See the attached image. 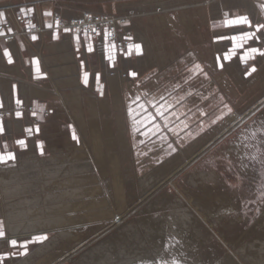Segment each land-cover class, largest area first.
Listing matches in <instances>:
<instances>
[{"label":"rangeland","instance_id":"rangeland-1","mask_svg":"<svg viewBox=\"0 0 264 264\" xmlns=\"http://www.w3.org/2000/svg\"><path fill=\"white\" fill-rule=\"evenodd\" d=\"M159 1L0 0V13H3L0 16V33H2L0 34V42L6 45L9 44L11 37L16 42H21L24 37H29L35 41L38 39L42 34V27L39 25V14L42 12L44 4H50V10H52V7L58 8V10L55 9L57 10L56 12H54L55 10L50 11V16L53 19L54 28L59 32H63L67 28L70 29L71 33L79 35L81 39H88L90 42L98 40L102 35L105 37V34H107L106 40L109 46L105 47L106 56L108 57L107 68L105 67L107 71L98 69V72H101L100 74L98 73L101 80L99 82L100 89L98 94L94 92L93 94L97 96L98 102L104 97L110 99L113 129L118 133L119 124L117 118L120 117L127 130L125 134L127 142L129 141V146L123 147L119 145L117 148L119 164H121V167L119 166L121 171H119V174H121V180H125V185L122 186L123 192L126 189L124 192L125 205L122 208V224H118L113 217H109L84 222L77 228H73L71 224L67 223L56 228L46 226L47 229L35 230L34 234L26 232V236L19 237L16 240L17 244L15 246L4 242L0 244V264H85L94 257V251L97 252V248L112 242H115L119 251L127 254L120 255L122 260L118 257L109 261L108 264H119L121 261L131 262L135 259L142 260L146 257L153 260L152 264H160L159 261L162 260L167 263L179 260L180 264H194V262L195 264H218L228 253L232 254L239 264L264 263V222L262 221L263 223L250 230L260 216L264 215V56L259 53L248 54L246 60H241V56H245L248 53V49L252 47L264 51V29L260 31L256 29L258 24H264V0H255L260 10V14L257 13L256 15L249 14L244 3L238 4V0H229V5L232 6L227 11L228 13L218 18L207 16V23L203 19L204 16H202L200 7L194 3L195 0H190L192 2L189 0H177L178 2H175L173 0V4L170 0ZM154 2L159 3L155 4ZM189 2L190 4H188ZM235 2L237 4H232ZM179 3H182L181 6ZM147 4L154 6L149 7ZM167 4L171 7H168ZM175 4H178V8ZM155 7L157 8L155 9ZM10 8L15 9L14 18L17 21L12 20L9 14ZM149 8H154L152 9L154 12ZM66 11H70L71 16L65 17ZM162 12H167L168 15ZM185 12L189 14L191 12V14L188 15ZM73 13L75 14L73 15ZM161 15H164L163 18ZM242 16L248 17L251 22L250 26L248 24H233L231 26L227 24L228 21ZM172 17L174 19L178 18L174 20ZM115 18H117L115 20L117 25L114 24L113 19ZM190 19L194 21L192 22ZM166 20L170 23H167ZM183 20L188 27L183 23ZM186 20L190 21L187 22ZM162 22H165L166 25H163ZM135 23L136 27H139L137 29H142L143 32L146 30L144 33H148V35L146 34L147 39L155 45L151 43L154 47L149 48L146 56L142 47L139 54L135 48L138 41H136L135 32L131 28L132 26L135 27ZM140 24L143 25L141 26ZM151 29L154 34L149 32V30L152 31ZM244 32H254L255 37L244 42L241 47V42L239 40L233 41L231 37L240 36ZM149 35L155 36L149 37ZM33 37H36V39H33ZM194 38L198 40L196 41ZM113 44L115 45L114 48L112 47ZM130 45L132 46L131 48L129 47ZM161 53H164V55ZM226 55L229 56L227 60L224 59ZM141 56L153 60L151 62H155V59L157 60L151 68L142 71L136 66ZM154 57L156 58L154 59ZM90 59L97 61L96 56L93 54H91ZM124 59L127 60L125 67L122 64ZM145 63L147 64V61ZM195 65H199L202 71L195 69ZM253 67L256 69L255 72H251ZM115 71H121L120 73L127 78V81L123 83V104L113 101L107 87L106 72ZM82 73H85L83 67ZM132 73H136V75L133 76L131 75ZM83 77L85 78V75ZM88 79L89 76L87 77ZM82 93L84 98L81 106L86 117H88L90 109L88 108L86 97L91 92L83 91ZM137 97H139V100H137ZM153 103L157 105L164 104L166 106L165 116L168 118V124L165 126V120L158 116L156 117L155 123L160 125V131L155 134L148 131V129L153 131L155 129L152 123H148L144 119L147 113L139 107L142 104L148 109V113L155 115V108L152 107ZM168 106L171 107L168 108ZM67 111V106L65 107L64 102L58 97L54 99L52 104L34 100L30 104L23 102L17 104L16 102L10 110L0 108V119L18 117L16 113L19 112L21 115L18 118L23 117L24 113H27L26 116H28L29 122L26 124L24 132L16 133L14 139L9 140L11 142L8 146L0 145V152H11L15 155L14 161L0 164V171H2V173L0 172V206L4 207L8 202L9 206L24 203L28 211L26 210L24 213L20 211L18 213V215L21 214L20 216L23 214L28 216L31 211L37 212L39 216L49 214V210L52 208H47L45 199H47L46 196L49 192L55 191L54 188H51L54 182L44 183L42 180H38L37 173H40L41 167L45 163L44 167H53L55 165L52 161L54 156V160L63 156L64 158L62 159L67 161L75 160V162L77 161V164L75 163L76 166H82L84 163L80 155L76 154L78 152L77 149L91 142L89 138H82L78 134L76 125ZM172 113L176 115L173 116ZM100 116L103 123L104 117L103 115ZM146 123L147 128L145 127ZM73 132H75L77 137L75 140L73 139ZM146 132L147 135L144 134ZM18 140H24L25 145L23 147L20 146L17 143ZM33 145L36 147L32 148ZM34 150L36 153L39 152V156L43 158L32 157L30 154ZM171 163L175 166L178 165L177 168L173 173H164V167H170ZM18 172L21 174H17ZM106 172L107 176L103 177L105 180L101 178L102 172H99L98 169H91L86 172L85 177L81 173L78 178L86 180V185L89 184L88 187H90L91 177L97 176V182L94 181V183H100L101 186H104L106 191L102 194L104 195L103 197H108L114 201L112 199L113 188H111V183L115 178V172L113 173V170L111 172L110 168ZM14 173L15 175L12 178L11 174ZM112 173L114 175H111ZM202 174L203 177H201ZM6 175H9L10 179ZM3 176L8 179H3ZM30 177H33L31 178L33 181L30 180ZM160 177L163 179L162 181L159 179ZM157 179L160 180V183H157L159 182ZM8 180L13 181V187L23 186L22 191L25 193L22 192L19 195L8 194L6 196L4 194L5 188L9 184L5 183V181ZM122 181L121 184L123 183ZM142 182L143 184H141ZM65 188L66 190L68 189L66 186L61 187L62 190L60 192L64 193L66 191ZM33 189L35 193H31ZM224 190L231 196V199H234L232 200L234 205L232 203L217 202L216 198L213 197L214 195L212 194H218ZM24 194L28 198H25ZM41 195L45 197L41 199ZM63 196H65L66 202L71 198V194H64ZM18 198L20 199L18 200ZM36 200L40 201L33 204ZM206 201L210 202L207 205H210V209L207 206V208L205 207L204 203ZM41 202L43 203L40 204ZM31 203L33 206L29 207ZM166 203L168 205L165 208ZM51 205L49 204L48 206L54 207ZM34 206L35 208H33ZM161 206H164V208ZM187 206H191L194 209L196 212L194 214L198 218L193 225H189L191 229L185 227L186 218L183 219L180 215ZM201 206L205 208L202 209ZM5 207L4 210H7L8 207H6L7 209ZM124 208L125 211L123 210ZM18 215L16 216L21 222L22 219ZM174 216L177 217L179 222L174 221ZM166 218L172 220L168 221ZM151 220H155L156 223L162 225L165 232L166 230L172 231L171 229L177 228L175 225L177 223L181 224V222L185 228L181 227L180 229L179 227L175 232H171L172 235L166 232L163 242L152 244L150 240L155 237L152 236L155 232L153 228L155 222ZM0 225H2L5 235L6 223L2 216H0ZM186 229L188 232H192L193 241L186 238L185 233H183L185 235L183 236L182 232L186 231ZM68 230L72 232V235H66L70 233ZM247 231L248 233L245 235ZM149 234L152 235L150 236ZM36 237L47 238L37 240L35 239ZM250 237L252 238L250 239ZM135 238L138 239L136 240ZM232 239L239 240V242L233 243L231 242ZM58 240H60V243ZM65 240L67 241L66 243H64ZM0 241H4V239L0 237ZM187 241L191 244L187 245ZM25 242H27L26 247H22L21 245H24ZM175 243L176 246L174 247ZM65 244L69 247H66ZM166 245L171 246L168 247L169 251ZM194 247H197V249ZM164 252L166 254L163 256ZM182 252L184 253L182 254ZM186 255L188 259L185 257ZM85 259L88 260L85 261Z\"/></svg>","mask_w":264,"mask_h":264},{"label":"bare ground","instance_id":"bare-ground-1","mask_svg":"<svg viewBox=\"0 0 264 264\" xmlns=\"http://www.w3.org/2000/svg\"><path fill=\"white\" fill-rule=\"evenodd\" d=\"M157 1V0H156ZM159 1V0H158ZM161 1V0H160ZM159 1V2H160ZM163 1V0H162ZM161 1V2H162ZM165 1V0H164ZM171 2L173 1V0H170ZM170 1H169V3H170ZM177 0H175V2H176ZM181 1V0H180ZM184 1V0H183ZM186 1V0H185ZM190 1V0H189ZM199 1V2H198ZM203 1V2H202ZM202 1H200V0H195V4H197V6H199L200 7V11L202 12V16H204V18L203 19H205V21H206V17L207 16H211L212 18H218V17H222V15L223 14H227L228 12V10H229V8H230V6H232V5H229L230 4V1L229 0H224V1H221V0H210V1H207V0H202ZM236 1V0H235ZM239 2H238V4H242V3H244L245 4V7H246V10H247V12L249 13V14H251V15H256L257 13L258 14H260V11H259V6L257 5V2L255 1V0H238ZM148 2V1H147ZM153 2V1H152ZM159 2H156V3H159ZM174 2V1H173ZM173 2H172V4H173ZM178 2V1H177ZM190 2H192V1H190ZM190 2L188 3V4H190ZM196 2H198V3H196ZM136 3V2H135ZM141 3H143V2H141ZM145 3V2H144ZM155 3V2H154ZM155 3V4H156ZM166 3H168V2H166ZM207 3H210V4H207ZM152 4V3H151ZM163 4V3H162ZM181 4L182 3H179V5L181 6ZM185 4V3H184ZM193 4V3H192ZM194 4V5H195ZM232 4H237V2H235V3H232ZM136 5V4H135ZM140 5V4H139ZM145 5V4H144ZM148 5V4H147ZM137 6V5H136ZM146 6V5H145ZM149 6V5H148ZM154 6V5H153ZM153 6H149V7H153ZM167 6H168V4H167ZM175 6H177V8H178V4H175ZM189 6V5H188ZM242 6V5H241ZM144 7V6H143ZM159 7V6H158ZM161 7V6H160ZM164 7V6H163ZM165 7H166V5H165ZM168 7H171V6H168ZM198 7V8H199ZM234 7V6H233ZM134 8V7H133ZM136 8V7H135ZM145 8V7H144ZM146 8H148L147 6H146ZM157 7H155V9H156ZM173 8V7H172ZM140 9V8H139ZM150 9V8H149ZM152 9H154V8H152ZM152 9H150V10H152ZM170 9V8H169ZM181 11H183L182 9H180ZM185 10V9H184ZM192 10V9H191ZM195 10V9H194ZM40 11H41V9H40ZM144 11H145V9H144ZM153 11V10H152ZM161 11V10H160ZM165 11H166V9H165ZM179 11V10H178ZM186 11H187V9H186ZM146 12V11H145ZM154 12V11H153ZM176 12H177V10H176ZM199 12V11H198ZM200 12V13H201ZM66 14H65V17H69V16H71L70 15V11H66L65 12ZM148 13V12H147ZM163 13V12H162ZM180 13V12H179ZM184 13V12H183ZM182 13V14H183ZM186 14H188V15H190L191 14V12H190V14L188 13V12H185ZM200 13H198V14H200ZM9 14H10V16H11V18H12V20L14 19L15 21H17L15 18H14V15H15V9H13V8H10L9 9ZM38 14V13H37ZM75 13H73V15H74ZM144 14V13H143ZM146 14V13H145ZM159 14H161V13H159ZM163 14H166V15H168L167 14V12L166 13H163ZM178 14V13H177ZM185 14V15H186ZM194 14H195V12H194ZM40 15V14H39ZM133 15V14H132ZM184 15V16H185ZM187 15V16H188ZM201 15V14H200ZM162 16V18H163V16L164 15H161ZM38 17V16H37ZM41 17V16H40ZM155 17H156V15H155ZM171 17V16H170ZM179 17V16H178ZM178 17H176V18H178ZM182 17V16H181ZM197 17V16H196ZM195 17V18H196ZM165 18V17H164ZM173 18V17H172ZM175 18V19H176ZM185 18H187V17H185ZM191 18V17H190ZM195 18H193V19H195ZM198 18V17H197ZM41 19V21L39 22V25L42 27L41 29H42V33L44 32V31H47V28L46 27H44L45 25H44V19H43V16L40 18ZM39 19V20H40ZM117 18H115V19H113L114 20V24L115 25H117V23H115V20H116ZM126 19V18H125ZM124 19V20H125ZM156 19V18H155ZM170 19V18H169ZM174 19V18H173ZM174 19V20H175ZM192 19V18H191ZM190 19V20H191ZM203 19H202V21H203ZM38 20V19H37ZM161 20V19H160ZM170 20H172V19H170ZM180 20V19H179ZM185 20V19H184ZM184 20H183V23H185L184 22ZM189 20V21H190ZM122 21V20H121ZM187 21V20H186ZM189 21H187V22H189ZM192 21V20H191ZM194 21V20H193ZM192 21V22H193ZM199 21H200V17H199ZM204 21V22H205ZM134 22V21H133ZM135 22H137V20H135ZM151 22V21H150ZM166 22L168 23L169 21H167L166 20ZM172 22H174V21H172ZM171 22V23H172ZM177 22H178V20H177ZM181 22V21H180ZM16 23H18V22H16ZM138 23V22H137ZM141 23V22H140ZM163 23V22H162ZM162 23H161V25H162ZM165 23V22H164ZM163 23V25H166V23L164 24ZM170 23V22H169ZM197 23V22H196ZM206 23H207V21H206ZM187 23H185V25H186ZM189 24H191V23H189ZM141 25V24H140ZM143 25V24H142ZM141 25V26H142ZM145 25V24H144ZM158 25H160V24H158ZM169 25V24H168ZM170 25H172V24H170ZM175 25H176V22H175ZM174 25V26H175ZM177 25H178V23H177ZM180 25V24H179ZM192 25V24H191ZM135 27H136V23H135V25H134ZM174 26H171V27H174ZM187 26V25H186ZM185 26V27H186ZM190 26V25H189ZM193 26V25H192ZM197 26V25H196ZM196 26H194V27H196ZM131 27V26H130ZM131 27V28H133V30H134V32H135V36L138 38V40H140L141 41V43L143 44V48L145 47L146 48V52L147 51H149V48L150 47H152L154 44L152 43V41L151 42H149V40L147 39V35H148V33H144L146 30H144V32H143V30L142 29H137V28H139V27ZM147 27V26H146ZM165 27V26H164ZM170 27V26H169ZM177 27V26H176ZM182 27V26H181ZM180 27V28H181ZM183 27H184V25H183ZM188 27V26H187ZM142 28V27H141ZM159 28V27H158ZM146 29V28H145ZM150 29V28H149ZM166 29V28H165ZM179 29V28H178ZM189 29V28H188ZM152 30V29H151ZM167 30V29H166ZM191 30V29H190ZM194 31V30H193ZM149 32L151 33H153L154 34V32H153V30L152 31H150L149 30ZM160 32V31H159ZM159 32H157L158 34H159ZM191 32H192V30H191ZM193 33V32H192ZM195 33V32H194ZM199 33V32H198ZM215 33H217V32H215ZM157 34V35H158ZM175 34V33H174ZM152 35V34H151ZM151 35H149V37L151 36ZM160 35V34H159ZM163 35V34H162ZM155 36V35H154ZM154 36H151V37H154ZM161 36V35H160ZM163 38V37H162ZM156 39H157V36H156ZM9 40V39H8ZM70 40V39H69ZM69 40H64V38H63V41H60V42H54L53 44L52 43H50V44H52L51 46H49L47 49L49 50H51V51H53V52H56V58H54L55 60L54 61H52L51 59H53V58H47L46 56V58H44L43 56H41L40 54V59H42L43 60V62H44V65L45 66H47L46 64H48V65H51L50 67L52 68V70H54V75L52 76V79H51V81H52V85H51V87L53 88V89H56V94L57 95H59V97L61 98V100L64 102V104H65V107L67 106V108H68V111H67V113H68V115L72 118V120H73V122L75 123V125H76V128H77V130H78V134L82 137V138H89L90 139V143L89 144H84V145H82V146H80L78 149H77V155H80V158H82L81 160L83 161V165L81 166L80 164V166H76V162H75V160L73 161V160H70V161H67V160H65V159H62V158H64L62 155V158H58L57 160L55 159H53L52 158V161H53V164H55V165H53V167H51V168H47L46 166L44 167V165L46 164H44L41 168V170H40V173H39V176H38V173H37V179L38 180H42L44 183H47V182H54V187L52 186L51 188H54L55 189V191H53L52 193H48L47 194V199H45V202H46V206H47V208L48 209H50V208H52L51 210H49V214L47 215L46 214V216H39V214H37V212H29V214L30 215H26L25 216V214H23L22 216H20V215H18V213H20V211H22V213H24L27 209V206L24 204V203H21V204H18V205H16V206H12V205H10L9 206V202L7 203V205H5L6 207H8V209L7 210H4V207H2V206H0V216H2V217H4V220H5V223H6V234L4 235V237H2L3 239H4V241H0V244H2L3 242L5 243V244H11V240H13V239H15V240H17L19 237H23V236H26V232H31V233H33L34 234V231L36 230V231H39V230H45V228H46V226H49V228H56L57 226H60V225H63V224H71L72 226H73V228H77V227H80L84 222H88V221H91V220H94V219H101V218H109V217H113L117 222H118V224H120L121 222H122V217H123V215H122V208H123V205H125L124 203H125V195H124V192L126 191V189H125V191L123 192V188H122V186H124L125 184V180L124 181H122L121 180V174H119V171H120V165L121 164H119V157H118V153L119 152H117V148H118V146L119 145H121V146H123V147H127V145H128V142H127V139H126V136H125V134H126V132H127V130H126V127H125V124L124 123H122V119L119 117V118H117L118 119V128H119V130H117L118 131V133H116L115 132V130L113 129V121H112V119H111V102H110V99H108V98H100L101 99V101H97L98 100V98L96 99V97L97 96H95L92 92L86 97V100L88 101V108L90 109V111H89V116L88 117H86V114L84 113V111H83V109H82V106H81V104H82V99L84 98L83 97V93H82V86H81V80H80V77H79V73H78V71H77V65L75 66L74 64H73V61L75 62V55H76V53L74 52H72V51H70L69 49V46H70V42H69ZM153 40V39H152ZM155 40V39H154ZM194 40H196L195 38H194ZM198 40V39H197ZM196 40V41H197ZM14 38H10V40H9V44L10 43H14ZM184 42V41H183ZM204 42V41H203ZM151 43L153 44V45H151ZM154 43H156V42H154ZM45 44V43H44ZM49 44V43H48ZM157 44V43H156ZM159 44H160V42H159ZM218 44V43H217ZM11 45V44H10ZM46 45V44H45ZM184 45V44H183ZM203 45V44H202ZM155 46V45H154ZM153 46V47H154ZM158 46V45H157ZM70 47H72V46H70ZM160 47V46H159ZM65 48H69V49H67V50H65ZM101 48V47H100ZM157 48V47H156ZM216 48V47H215ZM15 49V48H14ZM44 49H45V47H44ZM158 49H160V48H158ZM164 49V48H163ZM218 49V48H217ZM72 50H73V48H72ZM100 50V49H99ZM74 51V50H73ZM17 52V51H16ZM46 52H48V51H46ZM53 52H52V54H53ZM102 52V51H101ZM103 52H104V50H103ZM152 52V51H151ZM154 52V51H153ZM159 52V51H158ZM42 53V52H41ZM165 53V52H164ZM164 53H161L162 55H164ZM1 54V53H0ZM49 54V53H48ZM51 54V53H50ZM55 54V53H54ZM75 54V55H74ZM153 54V53H152ZM154 54H155V52H154ZM158 54V53H157ZM156 54V55H157ZM149 55V54H148ZM151 55V54H150ZM50 56V55H49ZM159 57H160V55H158ZM52 57V56H51ZM54 57V56H53ZM104 57V56H103ZM148 57V56H147ZM157 57V56H156ZM156 57H154V59L156 58ZM163 57V56H162ZM162 57H161V59H162ZM165 57V56H164ZM152 58V57H151ZM2 59H3V57H2ZM146 59V58H145ZM166 59V58H165ZM149 60V61H148ZM156 60L157 59H155L154 61L156 62ZM104 61V60H103ZM142 61V60H141ZM147 61V63H148V66H150L151 64L153 65V63L155 64V62H151V61H153V60H151V59H146V60H144V62H146ZM162 61V60H161ZM163 61H164V59H163ZM4 62V61H3ZM123 62V61H122ZM159 62V61H158ZM140 63V62H139ZM103 64V63H102ZM142 64V63H141ZM167 64V63H166ZM125 65V64H124ZM147 65V64H146ZM151 65V66H152ZM47 68H48V66H47ZM26 69V68H25ZM121 71H115V72H109V73H107V81H108V90L110 91V96L112 97V99H113V101H117V102H119L118 104H123V101H124V99H123V88H124V86H123V83L125 82V81H127V78L126 77H124V75L122 74V73H120ZM238 72V71H237ZM237 74H239V73H237ZM62 75H64V77H65V79H63V78H61L62 77ZM240 75V74H239ZM4 77V76H3ZM241 77V76H240ZM4 78H6V77H4ZM8 78V77H7ZM259 79V78H258ZM10 80V79H9ZM8 80V81H9ZM71 80H72V83H71ZM238 80H239V78H238ZM243 80V79H242ZM1 81H2V79H1ZM66 81H68V82H70L71 84H75L76 86H75V89H73L72 90V92L71 93H66V92H64L62 89H61V87H63L64 86V84H66L65 82ZM241 81V80H240ZM67 82V83H68ZM247 83V82H246ZM251 83V82H250ZM245 84V83H244ZM67 85V84H66ZM26 86V85H25ZM48 86V85H47ZM23 87V86H22ZM71 87V86H70ZM26 88V87H25ZM62 90L61 92H59V90ZM5 90V89H4ZM66 90V89H65ZM70 90V89H69ZM23 91H24V89H23ZM28 91H29V89H28ZM68 91V90H67ZM4 92V91H3ZM30 93H31V95H34V96H37V97H44V96H47L49 93H48V91H47V89L46 88H41V87H38V86H33V87H31L30 88ZM88 94V93H87ZM86 94V95H87ZM6 95V94H5ZM99 103V104H98ZM100 106V108H99V106ZM122 107V106H121ZM120 107V108H121ZM84 108V107H83ZM124 110V109H123ZM115 113V112H114ZM118 114V113H117ZM100 115H103V117H104V120H103V123H102V121H101V119H100ZM124 117H125V115H124ZM19 122V121H18ZM16 124V123H15ZM18 125V124H17ZM114 126H115V124H114ZM117 128V129H118ZM55 144V143H54ZM75 144V143H74ZM80 144V143H79ZM76 145H78L77 143H76ZM73 146H75V145H73ZM129 146V145H128ZM51 147H53L52 145H51ZM57 147V146H56ZM72 147V146H71ZM32 148H34V146H32ZM74 148H76V147H74ZM53 149V148H52ZM129 149V148H128ZM51 150V149H50ZM36 151H38L37 149H36ZM36 151L34 150V151H32V154H30L32 157L33 156H35V157H37V158H39V157H42V156H39V152L38 153H36ZM60 151V150H59ZM61 152V151H60ZM56 153V152H55ZM63 154H64V152H63ZM70 154V153H69ZM73 154V153H72ZM22 155V154H21ZM29 155V156H30ZM76 155V156H77ZM120 155V154H119ZM23 157V156H22ZM27 157V156H26ZM46 157V156H45ZM24 158V157H23ZM28 158V157H27ZM43 158V157H42ZM68 158V157H67ZM79 158V159H80ZM32 159V158H31ZM35 159V158H34ZM70 159V158H69ZM68 159V160H69ZM28 160H30V159H28ZM33 160V159H32ZM37 160V159H36ZM39 161V160H38ZM51 161V162H52ZM25 162V161H24ZM169 162V161H168ZM167 162V163H168ZM76 163V164H75ZM167 163H166V165H167ZM10 164V163H9ZM35 164V163H34ZM37 164V163H36ZM39 164H40V161H39ZM170 164V163H169ZM173 163H171V166L169 167V166H165L164 167V173L166 172V173H168V172H171V173H173V171L177 168V166L178 165H172ZM18 165H20V164H18ZM21 165H22V162H21ZM49 165V164H48ZM165 165V164H164ZM26 166V165H25ZM84 166V167H83ZM120 166V167H119ZM33 167V166H32ZM82 167V168H81ZM182 167V166H181ZM22 168V167H21ZM109 168H110V170H111V172H112V170H113V173L115 172V175L112 173L111 175H114L115 176V178H114V180H113V182L111 183L112 185H111V188H113V197L112 196H110V197H112V199H114V201H112L110 198H108V197H103L104 195H102V194H104V191H106L105 189H104V186H101V184L99 185V184H96V183H94V181L95 182H97V180H96V178H98L97 176H95L94 178L93 177H91L92 179L90 180V179H88V180H90L91 181V184H90V187H88V185H86V180H83V179H81V178H78L80 175H81V173H83L84 174V177H85V173L86 172H89L91 169H98L99 170V172L101 171L102 172V174H101V178H103V177H106L107 175H106V171H108L109 170ZM12 169H15V168H12ZM20 169V168H19ZM23 169V168H22ZM126 169H128L127 167H126ZM157 169H159V168H157ZM156 170V169H155ZM7 171V170H6ZM39 171V170H38ZM157 171V170H156ZM159 171V170H158ZM1 173H2V171H0ZM121 172V171H120ZM203 172H205V171H203ZM207 172V171H206ZM95 173V172H94ZM156 173H158V172H156ZM207 173H209V172H207ZM17 174H19V172L17 173ZM21 174V173H20ZM19 174V175H20ZM25 174V173H24ZM28 174V173H27ZM26 174V176H28ZM160 174V173H159ZM13 175H15V173L14 174H11V176H12V178H13ZM33 176H34V174H32ZM89 175V174H88ZM150 175H151V173H150ZM149 175V176H150ZM205 175V174H204ZM208 175V174H207ZM211 175V174H210ZM9 179H10V177H9V175H6ZM35 176H36V174H35ZM169 176H170V174H169ZM194 176V175H193ZM7 177H5V176H3L2 178L3 179H8ZM15 177V176H14ZM21 177V176H20ZM145 177V176H144ZM143 177V178H144ZM201 177H203V174L201 175ZM209 177H211V176H209ZM22 178V177H21ZM31 178H33V177H30V180H32ZM90 178V177H89ZM108 178V177H107ZM205 178V177H204ZM104 179V178H103ZM161 181L163 180V179H161V177L159 178ZM159 179H157V181H159V182H157V183H160V180ZM191 179V178H190ZM206 179H208L207 177H206ZM211 179V178H210ZM213 179V178H212ZM17 180V179H16ZM19 180V179H18ZM21 180V179H20ZM28 180H29V177H28ZM99 180V179H98ZM105 180V179H104ZM214 180V179H213ZM33 181V180H32ZM121 181L123 182L122 184H121ZM130 181V180H129ZM136 181V180H135ZM196 181V180H195ZM216 181V180H215ZM218 181V180H217ZM50 182V183H51ZM108 182V181H107ZM151 182V181H150ZM153 182V181H152ZM155 182H156V180H155ZM154 182V183H155ZM190 182V181H189ZM223 182V181H222ZM3 183V182H2ZM5 183H7V184H9L8 186H6V188H5V186H4V188H5V195L6 196H8V194L9 195H19V194H21L23 191V186H15V187H13V181L12 180H8V181H5ZM205 183V182H204ZM108 184H109V182H108ZM107 184V185H108ZM129 184V183H128ZM132 184V183H131ZM141 184H143V182L141 183ZM195 184V183H194ZM34 185V184H33ZM36 185H39V184H36ZM43 185V184H42ZM106 185V186H107ZM152 185V184H151ZM155 185V184H154ZM203 185V184H202ZM209 185V184H208ZM67 187L68 189L66 190V188H65V192L64 193H61L60 191L62 190L61 189V187ZM113 186V187H112ZM139 186V185H138ZM141 186V185H140ZM156 186V185H155ZM201 186V185H200ZM34 188H35V185L33 186ZM33 187H31V188H33ZM40 187V186H39ZM149 187V186H148ZM147 187V188H148ZM209 187V186H208ZM3 188V187H2ZM30 188V189H31ZM133 188V187H132ZM152 188V187H151ZM216 188V187H215ZM123 189V190H122ZM219 189V188H218ZM37 190H38V187H37ZM41 190V189H40ZM64 190V189H63ZM149 190V189H148ZM151 190V189H150ZM208 190V189H207ZM0 191H1V188H0ZM3 191V190H2ZM29 191V190H28ZM212 191V190H211ZM40 193H41V191H39ZM111 192V191H110ZM140 192V191H139ZM1 193V192H0ZM23 193H25V192H23ZM31 193H35L34 192V189H33V192L31 191ZM45 193V192H44ZM131 193V192H130ZM209 193V192H208ZM64 194H71V198H70V200L68 201V202H66L65 200H66V198H64L65 196H63ZM133 194V193H132ZM231 194V193H230ZM25 195V198L27 197V195L26 194H24ZM32 195V194H31ZM35 195V194H34ZM46 195V194H45ZM212 195H214L213 197L214 198H216V201L217 202H222V203H232L233 205H234V203H233V201L232 200H234V199H231V196L227 193V192H225V190L224 191H221L220 193H218V194H212ZM232 195V194H231ZM2 196H3V194H2ZM28 196H29V194H28ZM132 196V195H131ZM24 197V196H23ZM43 197H45V196H40V198L42 199ZM28 198V197H27ZM31 198H33V197H31ZM37 198V197H36ZM38 198H39V195H38ZM4 199V198H3ZM14 199V198H13ZM12 199V200H13ZM16 199V198H15ZM20 198H18V200H19ZM181 199V198H180ZM209 199H212V198H209ZM5 200V199H4ZM10 200H11V198H10ZM162 200H164V199H162ZM16 201V200H15ZM31 201H33V200H31ZM40 200H36V201H34L33 202V204L34 203H37V202H39ZM183 201V200H182ZM182 201H181V204H182ZM195 201V200H194ZM214 201V200H213ZM13 202H14V200H13ZM44 202V201H43ZM43 202H41L40 204H42ZM157 202V201H156ZM166 202V201H165ZM170 202V201H169ZM179 202V201H178ZM198 202V201H197ZM158 203V202H157ZM172 203V202H171ZM175 203V202H174ZM199 203V202H198ZM216 203V202H215ZM49 204H52L51 206H54V207H50V206H48ZM151 204V203H150ZM160 204V203H159ZM191 204V203H190ZM208 204H210V202H205L204 203V205H205V207L208 205ZM220 205H221V203H219ZM161 205V204H160ZM167 205H168V203H166V206H165V208L167 207ZM170 205V204H169ZM175 205V204H174ZM31 206H33L32 205V203H31V205H29V207H31ZM176 206V205H175ZM185 206V205H184ZM183 206V207H184ZM210 206V205H209ZM209 206H207V207H209ZM156 207V206H155ZM159 207V206H158ZM162 207V206H161ZM160 207V208H161ZM202 207V209H204L205 207L204 206H201ZM206 207V208H207ZM33 208H35V206L33 207ZM32 208V209H33ZM40 208V207H39ZM46 208V207H45ZM126 208V207H125ZM125 208L123 209L124 211H125ZM162 208H164V206L162 207ZM42 209H44V208H42ZM169 209H172V208H169ZM174 209H176V208H174ZM209 209H210V207H209ZM178 210H180V209H178ZM6 211H8V212H6ZM28 211V210H27ZM173 211H175V210H173ZM181 211V210H180ZM168 213V212H167ZM172 213H174V212H172ZM180 213V212H179ZM194 213H196L195 211H194V209L191 207V206H187L185 209H183L182 210V212H181V217L184 219V218H186V221H185V227L186 228H190V226L191 225H193L194 223H195V221H196V219H198L197 218V216L194 214ZM28 214V213H27ZM40 214H41V212H40ZM42 214H44V213H42ZM160 214V213H159ZM16 215H18V216H20L21 217V222H19V219H18V217L16 216ZM144 215V214H143ZM146 215H147V213H146ZM168 215H169V213H168ZM174 215H175V213H174ZM177 215H178V213H177ZM158 216V215H157ZM150 217V216H149ZM167 217H169V216H167ZM172 217V216H171ZM145 218V217H144ZM152 218H153V215H152ZM173 218V217H172ZM150 219V218H149ZM167 220H168V218H166ZM170 219V218H169ZM174 221L175 222H179V220L177 219V217H175L174 216ZM142 220V219H141ZM140 220V221H141ZM147 220V219H146ZM170 220H172V219H170ZM170 220H168V221H170ZM233 220V219H232ZM150 221V220H149ZM151 221H154L155 222V220H151ZM180 221H182V220H180ZM201 221V220H200ZM218 221V220H217ZM222 221V220H221ZM264 222V215H261L260 216V218L258 219V221L251 227V229L250 230H253L254 228H256L257 226H259L260 225V223H263ZM138 222V221H137ZM142 222V221H141ZM174 222V223H175ZM123 223V222H122ZM121 223V224H122ZM140 223V222H139ZM144 223V222H143ZM161 223V222H160ZM168 223V222H167ZM197 223V222H196ZM117 224V223H116ZM133 224V223H132ZM138 224V223H137ZM142 224V223H141ZM136 225V224H135ZM149 225V224H148ZM167 225V224H166ZM190 225V226H189ZM142 226V225H141ZM152 226V225H151ZM169 226V225H168ZM173 226V225H172ZM175 226H177V228H175L174 226V228L175 229H171L172 231H167L166 230V232L167 233H169L170 235H172L171 234V232L173 233V232H175L179 227H180V229H181V227H183V229L185 228L184 227V225L182 224V222H181V224L179 223H177V225H175ZM61 227V226H60ZM91 227V226H90ZM105 227V226H104ZM117 227V226H116ZM115 227V228H116ZM119 227H120V225H119ZM166 227V226H165ZM172 227V228H173ZM102 228H103V226H102ZM153 228H154V230H155V232L153 233V235L152 236H155V237H153L150 241L152 242V244H156V243H158V242H163L164 241V239L165 238H163L164 237V235H166V232L165 231H163V228H162V225H159V223H154L153 224ZM166 228H168V227H166ZM165 228V229H166ZM47 229V228H46ZM120 229V228H119ZM143 229V228H142ZM150 229H151V227H150ZM164 229V230H165ZM191 229V228H190ZM69 231V230H68ZM79 231H80V229H79ZM98 231V230H97ZM123 231V230H122ZM125 231V230H124ZM191 231V230H190ZM199 231V230H198ZM249 231V230H248ZM248 231L247 232H245V235L248 233ZM53 232V231H52ZM60 232V231H59ZM65 232V231H64ZM70 232V231H69ZM75 232H77V231H75ZM106 232V231H105ZM144 232V231H143ZM180 232V231H179ZM197 232V231H196ZM72 232H70L69 234H66V235H72L71 234ZM95 233H97V232H95ZM104 233V232H103ZM131 233V232H130ZM136 233V232H135ZM150 233V232H149ZM177 233V232H176ZM183 233H185V235L183 234ZM192 233V232H191ZM190 232H188L187 231V229H186V231H184V232H182V234H183V236H185L186 238H188V239H190L191 241H193L194 240V237H193V235L191 234ZM120 234V233H119ZM146 234H147V232H146ZM180 234V233H179ZM194 234V233H193ZM62 235H64V234H62ZM79 234H77V236H78ZM150 235V234H149ZM150 235V236H151ZM198 235V234H197ZM92 236V235H91ZM137 236V235H136ZM135 236V237H136ZM182 236V237H183ZM196 236V235H195ZM254 236V235H253ZM78 237H80V236H78ZM139 237V236H138ZM166 237V236H165ZM168 237V236H167ZM170 237V236H169ZM184 237V239L186 240V238ZM264 237V236H263ZM71 239H72V237H70ZM77 238V237H76ZM75 238V239H76ZM90 238V237H89ZM105 238V237H104ZM110 238V237H109ZM121 238V237H120ZM124 238V237H123ZM172 238V237H171ZM176 238V237H175ZM174 238V239H175ZM252 237H250V239H251ZM261 238V237H260ZM56 239V238H55ZM61 239V238H60ZM69 239V238H68ZM68 239H67V241H68ZM74 239V240H75ZM82 239H84V238H82ZM87 239V238H86ZM103 239V238H102ZM136 239V238H135ZM138 239V238H137ZM136 239V240H137ZM140 239H141V237H140ZM258 239V238H257ZM73 240V239H72ZM117 240V239H116ZM121 240V239H120ZM123 240V239H122ZM129 240H131V239H129ZM134 240V239H133ZM171 240V239H170ZM184 240V241H185ZM263 240H264V238H263ZM54 241V240H53ZM59 241V243H60V240H58ZM66 240H65V242L64 243H66L67 242ZM78 241V240H77ZM119 241V240H118ZM166 241V240H165ZM172 241H174L173 239H172ZM57 242V241H56ZM149 242V241H148ZM168 242V241H167ZM178 242H179V240H178ZM183 242V241H182ZM199 242V241H198ZM231 242H233V243H236V242H239V240H234V239H232L231 240ZM76 243V242H75ZM78 243V242H77ZM127 243H128V241H127ZM130 243V242H129ZM138 243V242H137ZM181 243V242H180ZM179 243V244H180ZM193 243V242H192ZM203 243V242H202ZM256 243V242H255ZM72 244V243H71ZM148 244V243H147ZM164 244H165V242H164ZM170 244V243H169ZM186 244V243H185ZM184 244V245H185ZM189 243H188V241H187V245H188ZM191 244V243H190ZM189 244V245H190ZM66 245V247L68 246L67 244H65ZM96 245V244H95ZM172 245V244H171ZM242 245V244H241ZM98 246V245H97ZM149 246V245H148ZM167 246V245H166ZM174 247L176 246V243H175V245H173ZM195 246V245H194ZM202 246V245H201ZM262 246V245H261ZM260 246V247H261ZM264 246V245H263ZM48 247V246H47ZM54 247V246H53ZM58 247H61V246H58ZM57 247V248H58ZM63 247H64V245H63ZM63 247H62V249H63ZM69 247V246H68ZM93 247V246H92ZM117 245L115 244V242L113 243H110V244H106V245H104V246H101L100 248H97V252H95L94 251V257L91 259V260H89V261H87L86 259H85V261H87L85 264H108V262L109 261H111V260H113V259H115V258H118V257H120V255L122 254H125L126 252H122V251H119L118 249H117ZM121 247V246H120ZM158 247V246H157ZM156 247V248H157ZM168 247H171L170 245L169 246H167V249H168ZM181 247V246H180ZM185 247V246H184ZM192 247V246H191ZM246 247V246H245ZM44 248H46V247H44ZM194 248H196L197 249V247H194ZM194 248H193V250H194ZM248 248V247H247ZM154 249V248H153ZM166 249V250H167ZM37 250V249H36ZM49 250V249H48ZM66 250H67V248H66ZM68 250H69V248H68ZM129 250V249H128ZM161 250V249H160ZM165 250V249H164ZM264 250V249H263ZM70 251V250H69ZM168 251H169V249H168ZM184 251V250H183ZM63 252V251H62ZM67 252V251H66ZM173 252V251H172ZM194 252H197V251H194ZM199 252V251H198ZM202 252V251H201ZM245 252V251H244ZM260 252V251H259ZM37 253V252H36ZM44 253V252H43ZM58 253V252H57ZM65 253V252H64ZM133 253H134V251H133ZM159 253H161V252H159ZM184 252H182V254H183ZM261 253V252H260ZM264 253V252H263ZM49 254V253H48ZM59 254H61V253H59ZM86 254V253H85ZM127 254V253H126ZM141 254V253H140ZM164 254H166L165 252L163 253V256H164ZM188 254V253H187ZM190 254H191V251H190ZM206 254H208V253H206ZM44 255V254H43ZM47 255V254H46ZM51 255V254H50ZM64 255V254H63ZM138 255V254H137ZM145 255V254H144ZM150 255V254H149ZM157 255V254H156ZM162 255V254H161ZM160 255V256H161ZM256 255V254H255ZM45 256V255H44ZM131 256V255H130ZM166 256V255H165ZM179 257H180V255H178ZM184 256V255H183ZM89 257V256H88ZM162 257V256H161ZM175 257V256H174ZM185 257H187V259H188V256L186 255ZM184 257V258H185ZM225 257V256H224ZM42 258H44V257H42ZM41 258V259H42ZM159 258V257H158ZM167 258V257H166ZM173 258V257H172ZM171 258V259H172ZM183 258V257H182ZM206 258V257H205ZM246 258V257H245ZM25 259V258H24ZM54 259H55V257H54ZM120 259H121V257H120ZM127 259V258H126ZM160 259V258H159ZM189 259H190V257H189ZM252 259V258H251ZM261 259H262V256H261ZM28 260V259H27ZM122 260V259H121ZM158 260V259H157ZM167 260V259H166ZM202 260V259H201ZM36 261H38V260H36ZM40 261V260H39ZM45 261V260H44ZM80 261V260H79ZM119 261V260H118ZM133 261V262H132ZM131 262H120L119 264H152V259L151 258H148V257H146V258H143L142 260L141 259H135V260H132ZM179 261V260H178ZM192 261V260H191ZM254 261V260H253ZM263 261V260H262ZM20 262H22V261H20ZM160 262V261H159ZM158 262V263H159ZM260 263V262H259ZM30 264V263H29ZM34 264V263H33ZM78 264H81V263H78ZM110 264V263H109ZM167 264H172V263H167ZM180 264V263H179ZM194 264H195V262H194ZM218 264H239V262L235 259V257L232 255V254H230V253H228L227 254V256L221 261H219V263ZM262 264H264L263 262H262Z\"/></svg>","mask_w":264,"mask_h":264},{"label":"crops","instance_id":"crops-1","mask_svg":"<svg viewBox=\"0 0 264 264\" xmlns=\"http://www.w3.org/2000/svg\"><path fill=\"white\" fill-rule=\"evenodd\" d=\"M50 7H51L50 4H46V5L44 4V7L42 8V12H40V16L41 17L43 16L44 25H45L44 27L47 28V31H44L38 37V39H36V41L30 39L29 37H24L21 42L14 41V43H10L11 45L10 44L6 45L0 42V53H1L0 54V108L2 109L10 110L13 107V105L17 102V100L27 104H30L34 100L35 101L41 100L47 102L48 104H52L56 97L61 99L59 95L56 94V89H53L51 87L52 85L51 79L52 76L54 75V70H52V68L50 67L51 65L46 64L48 68L47 66L44 65L43 60L40 59V55L43 56L44 58L46 57L53 58L51 60L54 61L55 60L54 58H56L57 55L56 52H53L50 49L48 50L47 48L51 46L54 42L63 41V38L64 40L70 39L69 40L70 46H72V47L69 46L70 49L65 48V50L69 49L73 53L74 52L76 53V55L74 54L75 62L73 61V64L75 63L77 65V71L79 73L78 75L81 80L82 90L89 91L92 93L94 92L95 94H98V90L100 89L99 82L101 81L100 79L97 81L98 73L99 74L101 73L98 72V69H100L101 71L102 69L106 70L107 68L108 57L106 56V50H105V47H109L107 40L102 35L98 40L90 42L88 39H81L79 35L73 34L70 31L68 32L57 31L53 26V19L50 16L51 14L50 11L52 10L54 11L55 9L58 10V8L52 7V10H50ZM57 10H55L54 12H56ZM77 36L79 37V40L76 39ZM136 41H138L137 44H139L142 47V50H144L143 52H145L144 55L146 56L147 54L146 48L145 47L143 48V44L141 43L140 40H138L137 37H136ZM89 46L93 47L91 52L88 50ZM72 48L74 51L72 50ZM5 51H7L8 55H5ZM91 54L96 56L97 61L90 59ZM145 56H141L138 61V64L136 65L142 71L144 69L146 70L147 68L152 67L151 66L152 64L149 67H148V63L147 65H145L146 64L144 62L145 58H143ZM9 58H11V62H9ZM122 64L125 67V65H127V60L124 59ZM82 67L85 69V73H82ZM83 75H87V77L89 76V79L87 80L86 83ZM3 76L6 78H4ZM61 78L65 79L64 75H62ZM106 79H107V72H106ZM67 82L68 81L65 82L67 85L64 84V86L61 87V89L66 93H71L72 90L75 89L76 85L71 84L72 80L71 83L70 82L67 83ZM33 86L46 88L49 94L45 97H37L31 95L30 88ZM61 89L59 90V92L62 91ZM26 115L27 113H24V116L21 118L15 117L9 119H0V125H2L3 127V132H0L1 146L4 145L5 147L8 146L9 143L11 142L9 140H13L16 133L25 131L26 124L29 123L28 116Z\"/></svg>","mask_w":264,"mask_h":264},{"label":"snow or ice","instance_id":"snow-or-ice-1","mask_svg":"<svg viewBox=\"0 0 264 264\" xmlns=\"http://www.w3.org/2000/svg\"><path fill=\"white\" fill-rule=\"evenodd\" d=\"M3 13H0V16H2ZM227 24L229 26L233 25V24H248L249 26L251 25V22L249 21L247 16H242V17H237L236 19L232 20V21H228ZM50 27V25H49ZM257 31H260L261 29H264V24H258L256 26ZM70 31V29H65V32ZM2 34V33H0ZM253 37H255V33L254 32H244L242 33L240 36H233L231 37V39L233 41H237L239 40L241 42V47L243 46V43L246 42L249 39H252ZM33 39H36V37H33ZM77 40H79V37H76ZM105 39H107V34H105ZM112 47L114 48L115 45L113 44ZM130 48L132 47L131 45L129 46ZM135 48L137 49V52L139 54V51L141 49V46L139 44L135 45ZM89 51H92L91 46H89L88 48ZM255 53H259L260 55L264 56V51H260L258 48L252 47L250 49H248V53L245 54V56H241V60H246V57L248 54H255ZM5 55H8L7 51H5ZM229 58L228 55H226L224 57L225 60H227ZM9 62H11V58H9ZM195 69H200L199 65H195L194 66ZM202 71V69H200ZM255 67H253L251 69V72H255ZM250 74V73H249ZM131 75L135 76L136 73H132ZM99 80V76H97V81ZM87 82V75H85V83ZM161 99H163V97H161ZM137 100H139V97H137ZM20 101L17 100V104H19ZM139 107L145 112L147 113V116L144 118L148 123H152L153 127L155 129V131H153L152 129H148L149 132H153V134H155L156 132L160 131V125L155 123L156 117H160L161 119L165 120V126H167L168 124V118L165 116V108L166 106L164 104H160L157 105L156 103L152 104V107L155 108V115H152L151 113H148V109L144 106V105H139ZM171 106H168V108H170ZM131 111V110H130ZM16 115L19 117L21 115V113L17 112ZM33 115H35V113H33ZM173 116H175V113H172ZM178 118V117H177ZM145 127L147 128V123L145 124ZM30 131V130H29ZM0 132H3V127L2 125H0ZM145 135H147V132L144 133ZM73 139H77L75 132H73ZM17 143L20 146H24L25 145V141L24 140H18ZM15 160V155L11 152H0V164H7L9 161H14ZM4 236V231H3V227L2 225H0V237ZM47 237H36L35 239L37 240H43L46 239ZM11 244L12 245H16L17 241L15 239L11 240ZM27 242H25L24 245H21L22 247H26ZM160 264H167L166 261H160ZM172 264H179V262L177 260H173Z\"/></svg>","mask_w":264,"mask_h":264}]
</instances>
